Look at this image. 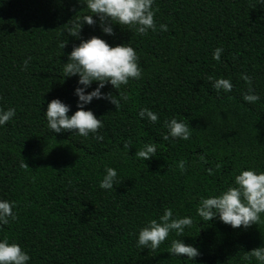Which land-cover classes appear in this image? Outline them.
<instances>
[{"label":"trees","instance_id":"trees-1","mask_svg":"<svg viewBox=\"0 0 264 264\" xmlns=\"http://www.w3.org/2000/svg\"><path fill=\"white\" fill-rule=\"evenodd\" d=\"M153 7L155 23L167 31L139 35L113 26L108 35L95 23L81 29L83 39L128 42L141 68L139 80L101 88L125 97L118 110L106 100L85 106L103 125L97 130L103 139L96 141L91 134L53 133L43 115L52 99L69 105L68 115L76 110L78 77L63 78L61 64L79 42L66 27L88 14L83 0H0V109H15L0 126V199L15 201L16 213L15 221L0 225V236L18 242L28 264H257L243 255L264 243V214L247 229H231L217 220L199 221L195 206L200 196L226 186L236 168L264 171V5L154 0ZM59 39L68 41L62 49ZM221 46L213 60V49ZM209 76L229 78L232 89L214 90ZM249 86L258 101L242 99ZM141 107L155 111L157 121L137 117ZM173 116L188 125V140L162 139V124ZM125 138L131 140L126 154ZM146 142L157 148L143 161L134 154ZM181 158L183 172L176 167ZM106 166L117 172L113 190L98 187ZM164 207L193 217L179 237L198 248L193 261L167 252L174 233L155 250L136 244L138 229Z\"/></svg>","mask_w":264,"mask_h":264},{"label":"clouds","instance_id":"clouds-1","mask_svg":"<svg viewBox=\"0 0 264 264\" xmlns=\"http://www.w3.org/2000/svg\"><path fill=\"white\" fill-rule=\"evenodd\" d=\"M154 0H83V7L88 14L76 17L69 21L70 27L66 32L73 40L70 51L67 53L66 62L61 64L63 78L76 76L75 87L72 95L75 97V111L68 115L69 105L62 103L59 99L50 100L44 111L46 127L53 133L69 131L82 137L90 134L93 139L100 141L103 136L97 133L102 122L96 118L87 106L93 100H106L115 105L118 110L121 107L122 95H112L111 92H101L105 85H111L116 90L121 85H127L129 80H139L141 68L138 66V55L134 48L127 43H120L110 46L103 39L92 35L87 39L81 38V29L84 25L92 26L94 23L104 34L112 35L113 26H123L133 30L136 34L146 35L149 31H167L165 24L155 23L153 17L155 8ZM258 4L264 5V0H258ZM95 17V20L93 19ZM68 43L65 39H59L58 48L62 49ZM222 46L212 51V59L219 60ZM31 57L25 59L21 69L27 67ZM211 81V86L216 91L228 92L232 89L229 78L217 76ZM246 84L250 85V77L241 76ZM95 83V87L89 90V86ZM116 92V91H115ZM117 93V92H116ZM245 102L253 103L259 100L251 87L242 95ZM15 115V109L8 107L0 109V126L4 125ZM137 117L146 119L151 123L157 121V113L147 107H141ZM161 133L163 140L173 139L188 140L190 129L184 119H177L173 116L166 119ZM126 154L127 148L131 146V140L125 138L122 142ZM157 145L154 142L143 143L136 148L135 157L147 160L154 156ZM120 150V149H119ZM203 163L204 156L198 157ZM185 160L181 158L176 167L180 172L185 170ZM189 165L193 163L188 162ZM25 168V163L20 164ZM221 165L216 163L215 169ZM208 175L212 174L211 169H205ZM119 183L116 169L105 167L104 174L98 183V187L104 190H113V186ZM15 201L0 199V225H7L10 221L16 220ZM264 214V171L254 167L236 168L231 175L230 182L218 191L200 196L196 206L195 215L199 221L209 222L217 220L229 226L231 229H247L256 224ZM194 223L192 216H178L169 207H164L162 214L157 218L148 219L136 233V244L147 249L155 250L169 238L170 233L175 237L169 240L167 252L171 256H184L188 261H193L199 255V250L192 244H185L179 239L186 228ZM255 259L257 264H264V243L244 253L243 259ZM30 257L23 250L18 242L10 240L7 234L0 236V264H28Z\"/></svg>","mask_w":264,"mask_h":264}]
</instances>
